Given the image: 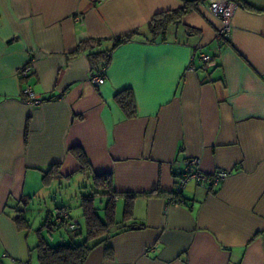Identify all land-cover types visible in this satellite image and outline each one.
Instances as JSON below:
<instances>
[{"label": "crops", "instance_id": "1", "mask_svg": "<svg viewBox=\"0 0 264 264\" xmlns=\"http://www.w3.org/2000/svg\"><path fill=\"white\" fill-rule=\"evenodd\" d=\"M236 1L223 40L220 20L197 3L165 40L137 35L113 47L183 0H0V264H39L38 228L14 218L25 216L36 186L62 188L81 175L73 146L94 174L112 175L115 191L138 194L125 221L134 228L95 246L84 264H264V0ZM97 41L113 47L105 66L87 55ZM91 71L105 82H91ZM27 85L39 104L27 101ZM124 90L133 117L115 98ZM188 158L205 174H228L211 190L191 181L176 194ZM53 164L58 175L44 184Z\"/></svg>", "mask_w": 264, "mask_h": 264}, {"label": "trees", "instance_id": "2", "mask_svg": "<svg viewBox=\"0 0 264 264\" xmlns=\"http://www.w3.org/2000/svg\"><path fill=\"white\" fill-rule=\"evenodd\" d=\"M234 1L237 4V1ZM195 5H197L196 0H183L181 7L155 14L145 26L146 33H142L140 30H134L130 33L116 37L113 40V47L129 41L132 37L137 35H143L150 41L165 40L169 26L172 24H178L182 16L194 8ZM225 37L226 36H222L219 40H223ZM97 42V46H87V55L93 66H105L110 61L113 47L99 49V41ZM115 98L128 117L135 116L136 103L133 93L130 90H124L117 93ZM70 152L80 165L78 173L88 176V178L92 180L93 185L86 195L81 194V192L78 193L81 198L78 206L81 209V217L83 218L82 232L84 234V240L80 243H75L74 240H71L57 245H51L42 235V227L49 232H51L49 229L50 227L53 229H60L62 227L64 231L63 233L71 238L82 232L80 229L77 232L71 230L68 227V222L63 218L58 222L53 221L49 214V216L44 218L43 223L37 230L38 242L35 249L39 264H84L90 250L95 246L107 244L110 236L118 231L134 228L131 224H127L125 221L132 216L133 199L138 194H127L115 191L113 188L112 175L110 173L94 174L89 159L81 146L71 147ZM57 175V164H53L48 170L43 172V183L49 184ZM82 188H85V186ZM119 197L124 198V206L121 218L118 220L116 217V202ZM97 202L103 204L97 206ZM55 209L59 216H61L64 211H68V208L63 204L56 205ZM99 212H102V214L100 215ZM14 219L19 226L21 225L26 228L29 227L28 219L24 217L23 213L18 214ZM106 255L107 257L111 255L109 247L106 248Z\"/></svg>", "mask_w": 264, "mask_h": 264}, {"label": "built area", "instance_id": "3", "mask_svg": "<svg viewBox=\"0 0 264 264\" xmlns=\"http://www.w3.org/2000/svg\"><path fill=\"white\" fill-rule=\"evenodd\" d=\"M197 3L206 5L208 10L212 15L220 20V27L217 32V38L220 39L222 36H227L232 29V18L237 10V4L234 0H196ZM194 55L192 59H194ZM199 59L207 65L213 63V57L207 53H200L198 55ZM192 67V66H191ZM31 71L29 65L20 67L17 70V75L19 77L26 78ZM89 79L95 85H100L105 82V78L100 72L91 71L89 74ZM26 99L29 103L39 104L41 102L40 97L34 93L31 86L27 85L23 89ZM226 171L217 170L211 174H205L199 169V159L198 158H188L183 165L177 177V185L175 193L179 194L182 192L184 187L191 181L198 184H205L209 190L217 185L227 176ZM63 218L68 222V227L77 232L80 229V222L77 219L71 217L69 212L64 211L61 216L55 215L52 219L53 221H60Z\"/></svg>", "mask_w": 264, "mask_h": 264}, {"label": "rangeland", "instance_id": "4", "mask_svg": "<svg viewBox=\"0 0 264 264\" xmlns=\"http://www.w3.org/2000/svg\"><path fill=\"white\" fill-rule=\"evenodd\" d=\"M83 186H85V188H82ZM91 187H93L92 180H90V178H88V176L86 175H78L77 177L71 179L68 183L64 182L62 188H59L56 184L51 186L49 190H47L45 189V187H40L38 185L36 186V189H38L39 192L35 194L32 203H29V205H27L24 217L29 219L33 230L37 228L39 229L46 216V211L54 208L56 205H60L66 202L69 205L70 214L73 217H78L81 221H83L78 206L81 200V198L78 197V192L80 191L81 194L86 195ZM102 204L103 203L100 204V202H97V206ZM122 206L123 202L121 199H119L117 202L118 215H120L122 211ZM99 214L101 215L102 212H99ZM41 232L51 245H57L59 243H62L63 241L68 242L67 240H69L68 237L63 234V231H60V233L64 235V240L61 241L56 239V234H48V231L43 227L41 229ZM30 236H36L34 231H31ZM72 238L75 243H80L84 240L83 234H78Z\"/></svg>", "mask_w": 264, "mask_h": 264}]
</instances>
